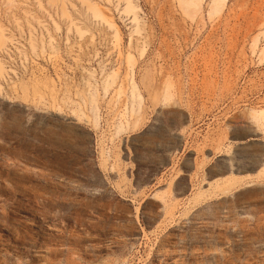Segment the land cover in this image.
Wrapping results in <instances>:
<instances>
[{
	"label": "rangeland",
	"instance_id": "rangeland-1",
	"mask_svg": "<svg viewBox=\"0 0 264 264\" xmlns=\"http://www.w3.org/2000/svg\"><path fill=\"white\" fill-rule=\"evenodd\" d=\"M188 1L0 0V264H264V0Z\"/></svg>",
	"mask_w": 264,
	"mask_h": 264
},
{
	"label": "crops",
	"instance_id": "crops-1",
	"mask_svg": "<svg viewBox=\"0 0 264 264\" xmlns=\"http://www.w3.org/2000/svg\"><path fill=\"white\" fill-rule=\"evenodd\" d=\"M190 119L192 120V116L190 114ZM190 132V133H189ZM178 134H180L178 132V129L176 127V125L174 124L172 130H170L169 136L172 137H176ZM195 143V141H193V133L192 130L190 131V129H187V132L184 136V155L188 154L190 152L193 153V161H192V172L189 174H181L180 176H177L175 178V180L180 179L181 177H186L187 179V194H193L196 192V190L198 189V185H199V180H201L202 178V173L204 170H207L208 168H205L203 166V155L202 153H199L197 149H193V144ZM174 162V160H173ZM174 166V165H173ZM194 172H198V175H194ZM200 174V175H199ZM171 190H176V185L171 186Z\"/></svg>",
	"mask_w": 264,
	"mask_h": 264
},
{
	"label": "bare ground",
	"instance_id": "bare-ground-1",
	"mask_svg": "<svg viewBox=\"0 0 264 264\" xmlns=\"http://www.w3.org/2000/svg\"><path fill=\"white\" fill-rule=\"evenodd\" d=\"M199 2H200V0H189L187 2V6L198 7ZM214 9L219 10V4L218 3L215 4ZM1 71H2V68L0 67V72Z\"/></svg>",
	"mask_w": 264,
	"mask_h": 264
}]
</instances>
